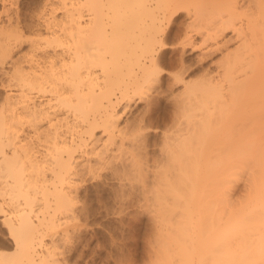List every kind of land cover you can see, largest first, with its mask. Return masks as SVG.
Listing matches in <instances>:
<instances>
[{
	"label": "bare ground",
	"instance_id": "bare-ground-1",
	"mask_svg": "<svg viewBox=\"0 0 264 264\" xmlns=\"http://www.w3.org/2000/svg\"><path fill=\"white\" fill-rule=\"evenodd\" d=\"M60 2V16L36 13L43 28L20 9L0 20V223L12 246L0 264H60L42 232L76 213L79 183L100 171L122 187L139 177L144 209L160 224L154 264H264V0ZM182 15L183 45L198 33L202 55H222L195 78L178 55L170 79L180 92L168 99L177 117L156 144L148 103L120 121L145 85L167 93L156 83L171 46L163 34ZM26 32L27 50L12 54ZM243 164L249 190L235 203L233 170Z\"/></svg>",
	"mask_w": 264,
	"mask_h": 264
},
{
	"label": "rangeland",
	"instance_id": "rangeland-1",
	"mask_svg": "<svg viewBox=\"0 0 264 264\" xmlns=\"http://www.w3.org/2000/svg\"><path fill=\"white\" fill-rule=\"evenodd\" d=\"M61 6H62V2H60V0H3V1L0 0V20L4 21L9 15L11 18H13L15 16L16 10L20 9L19 11H21L22 15L26 18L27 23L30 22L29 25L30 26L33 25L36 28L37 26L38 27L41 26L38 23L43 24L45 22V21L42 22L43 19L46 18V16L44 18L42 17L43 16L42 13H44V15L45 13H47V17L51 16L52 14H54L55 16H60L61 13L63 12V6L62 7ZM38 10L40 11L42 10L41 11L42 13H39V14H42V16H38V14H36L37 12H40ZM181 12L184 13L185 11L182 10ZM41 17L43 18L42 20L40 19ZM36 18L38 20V23H36L37 22ZM187 18L188 17L186 15L185 16L182 15L181 17H179V19H177V21L170 23V25L168 23L166 26L167 33L165 31V33L163 34L164 40L166 41V38H168L167 39L169 41L168 43L171 46L168 48V51L165 52L164 56L160 59L162 63L159 61L160 62L159 67L161 69V75H160L161 78H159L160 81L158 80L156 81V83L160 82L162 86L166 85L165 92L168 93L166 94L169 97L167 96L168 97L167 98L166 94H164L163 92L160 95L161 97L162 96H165V97L161 99L159 95H156L154 93L155 92L154 87L156 85L154 86H152V84L148 85V88H149L148 90L145 85V87L142 88V94H145L144 96L143 95L142 96L145 98L142 97L143 100L141 98L140 101L133 102L131 104L132 106H131L130 112L126 113L124 117H122L124 119L121 118V121L119 120L120 123L125 122L124 121L125 118L126 120L129 119V121H131L132 119L130 120V118L134 117L135 113L137 114L140 108L144 109L143 106L146 105L145 102L148 103L149 105H147V107L149 106L148 108L150 109H147V108L146 109L148 113H151V112L153 113V114L151 113L150 115H152L151 116L152 122L154 121V124H153L154 127L152 126L153 133H151L150 139H153L156 142V144H159L162 141V138L160 137L162 136L164 131L166 133L167 132L169 133L172 129H174V126L173 128L171 126V118L173 117L174 114L176 115L175 112H177V110L174 108L173 105H171V103H169L170 101L168 99H172L171 95H169V92H172L170 94H173V91H174V93L176 94L177 90L179 91L181 87L179 83H177V85L176 84L172 85L173 78H171V76L175 72H177L178 69H180V67H178L180 66L178 63L179 62L178 58L182 56L183 60L185 61L184 63L185 64L187 63V65L188 64L191 65L189 66L190 68L185 72L186 74L184 73V76H186V78L188 77L195 78V76L198 77L200 73L201 74L203 72L205 73L206 69H207V72L208 71L213 72L214 63L217 62V60L220 59L219 56L222 55L221 54L222 52L220 50L219 51L216 50L212 54H207L208 56L206 54L202 55L201 52H203V48L205 44L202 45L201 35L200 34L198 35V33L194 34L192 38V42L194 41L195 43L194 42L193 43L191 42L190 44L184 43L183 45V42L185 41L183 39L186 38L184 37V31H185V25L187 23L186 21H188ZM44 24L43 26H41L42 28L44 27ZM32 27L31 29L34 30L35 28H32ZM229 36H231V32L226 31V35H224L223 38L227 39V37ZM30 37H33L32 34L26 32L25 35L22 37L20 44L15 43L14 44L15 47L12 45L13 49H10L12 50V54L15 53L16 55V53L18 54L22 52L24 53L27 50L28 40ZM235 44L236 42L234 40H231L230 42H228V47L233 48ZM170 48L171 49L174 48L175 50L173 49V51H171ZM181 48L183 49L181 50ZM198 59H201V60L199 61ZM199 63L205 69L202 67H199L198 66ZM6 66L7 65H5V67ZM194 68L195 69L197 68L198 70L196 69V71L194 70L193 72L192 70ZM201 69H202V72H201ZM188 72L189 73L193 72L194 74L191 73L189 75ZM196 73L198 76L196 75ZM2 78L3 77L0 75V102H1V99H3L5 91L7 90V87H5V82L3 81ZM167 78L168 80L171 81V84H170L172 86L171 89L169 87L170 85L167 84L169 82ZM166 88L168 91H166ZM149 93L151 94L150 97L153 96L152 98L154 99L156 98V100L146 98V96L149 97L148 95ZM153 94L155 95V97ZM172 96H174V94ZM154 119H156V121ZM173 120L174 119L172 118V122ZM168 125L170 126L169 129H167ZM172 125L174 124L172 123ZM160 133H161V136H160ZM31 139L34 141V137ZM156 146L158 147V145ZM243 165L242 166L238 165L237 166L238 168L236 167L233 170V177H232L231 184H233L234 182L235 184L231 185L233 187L232 188L230 187L232 190L230 189L231 192L230 191L229 192L232 193V195L230 194V196H233L231 198L232 200L233 199L235 200V203H238V199L243 198L246 195V192H248L247 190H249V188L247 189V187L249 186L248 183L250 181V179L248 178L250 177V175H248L249 173L247 174V170L249 171V169L246 168V165L244 166ZM240 166L241 168H239ZM100 173L102 174L99 175ZM100 173L99 174L97 173V176L94 174H92V176L91 174L87 175L88 177L87 176L85 177L87 181L84 179L83 181H81V183H79L78 190H80V192L78 194V197H76L75 202L73 201L74 209L72 208V210L74 211L76 210V213L72 211L70 215L61 216L63 214L57 213L53 216L54 219L56 218V215H59L58 217L61 216L59 218V220L61 221L60 223L67 224V228H68L67 230L69 232L63 231L62 228L66 226L63 224L57 225L53 228L47 227L46 229L43 230L44 232H42L43 243H46V244L49 243L48 246L52 245L54 247L55 251L59 255V258L61 257L60 260L62 262L60 261L61 262L60 264H151L153 262V259L155 260L154 253L156 254V251L153 254L151 252L154 250L153 248L156 246V239H155L156 235L153 233L155 232L158 233V231L160 230V224L158 225V223H156L158 222L156 221V219L158 220L157 217L154 218L153 214L148 213V211L144 209L145 207L144 205L146 202L145 200L142 199V197H140L141 195H139L137 192L138 183L140 184L141 181L135 178H139V177L138 176H136L135 178L131 177V179L129 180L125 179V181L127 180L126 181L127 185H124L122 187L120 183L121 181L118 182L119 180L116 181L117 179L113 177H111L110 179L109 175L103 176V174L105 173L102 171H100ZM246 174L248 175V177ZM135 180L138 182H135ZM128 181L131 183L130 184L131 186L128 185ZM119 183H120V186H119ZM124 187L125 189L127 188L128 189L125 191ZM129 187H132V188H129ZM136 188L137 190H134ZM120 189L121 190L123 189L124 191L122 190V193L121 192L119 193V191H121ZM80 207L82 208L80 209ZM71 215L72 216L74 215V217H71ZM66 218H69V219H66ZM71 228L72 229L74 228V229L72 230ZM152 235L153 236L155 235V236L153 237ZM9 242H10V239L7 237V233L5 229H3L0 223V249L1 250L5 248L12 249L11 243ZM150 243H155V245L154 244L150 245ZM151 255L154 257L153 259H151L152 261L150 260V258L152 257ZM147 261L149 262L147 263ZM152 264H154V262Z\"/></svg>",
	"mask_w": 264,
	"mask_h": 264
}]
</instances>
